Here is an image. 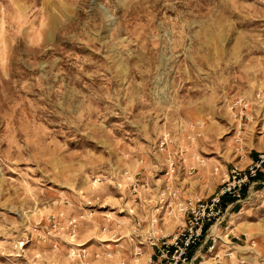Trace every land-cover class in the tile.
I'll use <instances>...</instances> for the list:
<instances>
[{"label": "rangeland", "instance_id": "1", "mask_svg": "<svg viewBox=\"0 0 264 264\" xmlns=\"http://www.w3.org/2000/svg\"><path fill=\"white\" fill-rule=\"evenodd\" d=\"M262 154L264 0H0V264L144 258L170 191L206 200ZM237 191L218 264H264V176Z\"/></svg>", "mask_w": 264, "mask_h": 264}, {"label": "built area", "instance_id": "2", "mask_svg": "<svg viewBox=\"0 0 264 264\" xmlns=\"http://www.w3.org/2000/svg\"><path fill=\"white\" fill-rule=\"evenodd\" d=\"M264 165V154L260 155V159L254 166L250 167V170L244 174L243 177H239L237 182H233L232 185L221 186L211 196L202 200L201 197L195 199H178V193L176 190H172L169 193L172 194L173 200L167 202L166 209L159 204L155 210L156 213H152L149 217V227L154 228L158 220L157 214L160 211H164L167 216H175L178 212L179 224L178 228L170 233H161V229H153L149 235V244L153 248L146 257L142 258L143 251L140 245H136L134 242L131 251L126 255V258L120 255L115 264H210L206 259H203V250L211 252L210 259L214 264H218L222 258L219 251L214 248L215 237L213 236L212 229L207 230V225H217L224 217L228 204H224V197L227 195L235 198L239 196L241 190L245 187L252 177L256 174V171L260 166ZM238 186L235 188V186ZM54 218V216H51ZM181 218V219H180ZM64 228L68 232L75 231V221L69 219ZM148 232V231H147ZM142 241H140V244ZM230 251L225 250L224 254L228 255ZM98 255V254H97ZM113 252H105L106 257H111ZM68 256L70 259H77L82 264H88L87 250L82 244H71L68 250Z\"/></svg>", "mask_w": 264, "mask_h": 264}, {"label": "trees", "instance_id": "3", "mask_svg": "<svg viewBox=\"0 0 264 264\" xmlns=\"http://www.w3.org/2000/svg\"><path fill=\"white\" fill-rule=\"evenodd\" d=\"M263 176H264V172L258 169L256 171V174L252 177V179L260 178V177H263Z\"/></svg>", "mask_w": 264, "mask_h": 264}, {"label": "bare ground", "instance_id": "4", "mask_svg": "<svg viewBox=\"0 0 264 264\" xmlns=\"http://www.w3.org/2000/svg\"><path fill=\"white\" fill-rule=\"evenodd\" d=\"M78 244H80V243H78Z\"/></svg>", "mask_w": 264, "mask_h": 264}]
</instances>
